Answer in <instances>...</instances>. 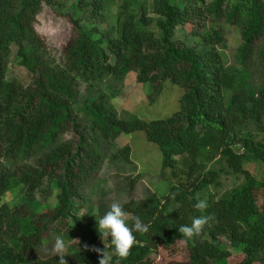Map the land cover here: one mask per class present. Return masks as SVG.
<instances>
[{
  "label": "trees",
  "instance_id": "16d2710c",
  "mask_svg": "<svg viewBox=\"0 0 264 264\" xmlns=\"http://www.w3.org/2000/svg\"><path fill=\"white\" fill-rule=\"evenodd\" d=\"M60 1L0 0V264H59L57 254L37 256L59 221H70L72 231L88 232L82 243L92 247L63 253L67 264H99L101 255L95 251L102 239L99 218H80L74 211L87 204L85 189L107 158L131 161L130 145L113 154L112 150L119 140L136 134L159 147L161 174L185 155L193 165L164 201L153 193L121 204L131 216L129 227L139 217L149 230L133 233L134 246L123 260L112 252L108 238L112 264H147L163 241L188 246L187 261L174 264H215L234 253L222 239L226 236L243 246L244 258L237 264H264V212L258 204L264 177L257 179L245 167L248 162L264 163V142L248 130L254 124L264 132V0H152L156 21L145 4L125 0L117 35L108 47L68 14L74 35L61 46L63 65L55 67L36 23L44 6ZM76 6L90 8L98 18L107 3L78 0ZM221 21L241 29L240 68L227 66L222 58L218 44L224 35L217 29L208 31L209 22ZM179 27L189 29L196 43L174 44ZM13 46L20 64L32 75L29 85L7 77ZM131 72L137 73L140 83H150L152 103L167 81L179 85V110L148 121L118 111L106 94L93 93L96 82L109 77L121 81ZM81 83L89 91L82 102ZM218 156L245 181L219 199L210 198L205 209H197L198 193L219 182L222 169H208ZM46 181L56 182V194ZM20 186L25 187L22 202H1ZM37 192L54 196L56 206L39 212ZM200 216L210 217L209 224L192 239L182 238L180 226Z\"/></svg>",
  "mask_w": 264,
  "mask_h": 264
},
{
  "label": "rangeland",
  "instance_id": "374dc122",
  "mask_svg": "<svg viewBox=\"0 0 264 264\" xmlns=\"http://www.w3.org/2000/svg\"><path fill=\"white\" fill-rule=\"evenodd\" d=\"M107 8L105 14L95 17L90 8L82 10L76 6L78 0H61L52 6H44L37 18L36 29L44 39L47 46V55L53 61L55 67H61L63 60L61 57V46L64 45L74 35L72 24L66 15L70 14L78 19L87 32L95 39L108 47L109 40L116 37L118 30V18L120 7L125 0H105ZM137 6L145 4L148 14L156 21L157 15L153 12L152 0H134ZM104 19L101 20V18ZM156 28V23L152 25ZM208 31L217 29L224 35V39L218 44V49L227 66L241 67L237 61V51L241 47L242 37L239 26L226 22H209ZM160 33V32H159ZM198 39L191 35L189 29L179 27L172 42L176 45H193ZM116 57L111 58L115 62ZM31 73L20 64L17 57V46H13L9 57L7 77L10 80L17 79L24 85H29ZM261 76H256V82L260 83ZM79 100L82 102L88 97L89 91L85 83L78 87ZM94 94L104 93L110 98L112 105L120 112L128 111L134 115L152 121L159 118H167L180 108V98L182 88L171 81H167L165 89L160 98L154 103L150 102L149 96L152 94L150 83H140L137 80V73L131 72L121 81L111 77L103 82H96L93 90ZM248 130L254 133L257 140L264 142V132L257 129L256 125L250 124ZM132 148L131 161L117 159L113 162L110 157L105 160L100 172L90 182L85 189L87 204L76 206L75 214L80 218L89 215L103 216L113 203L123 204L131 199L141 200L156 193L164 201L165 196L170 192L173 185H178L185 181L191 166L192 158L189 155L179 157L177 163L162 172V155L159 147L149 142L145 136L132 135L124 137L117 142L112 154L126 145ZM239 151V147H235ZM111 154V155H112ZM245 167L259 180L264 177V163L261 161L248 162ZM208 169H222L217 185H211L207 190L198 193V200L207 202L211 199H219L228 194L234 188L244 183L242 174H237L231 170L227 163L218 156L213 162L208 163ZM134 180V187L131 189V181ZM46 187H52L56 194V182L46 181ZM25 187L20 186L8 191L1 199L4 203H20L24 199ZM36 205L39 212H45L56 206L57 200L47 197L45 193L37 192ZM258 204L264 212V187L258 190ZM131 216H127L130 219ZM70 221H59L50 230L45 243L41 246L37 256L39 258L49 257L56 254L54 251L57 236L63 238L65 250L63 253L74 251L79 248L91 250V246L84 247L83 236H89L88 232L72 231L69 227ZM225 244L235 249L228 260H221L215 264H237L244 258L243 246L230 239L229 236L222 238ZM98 249L108 252V238L97 242ZM189 256V249L185 242L168 243L163 241L158 248L152 252L147 264H174L184 263ZM254 264H262L257 261Z\"/></svg>",
  "mask_w": 264,
  "mask_h": 264
},
{
  "label": "clouds",
  "instance_id": "9594fccd",
  "mask_svg": "<svg viewBox=\"0 0 264 264\" xmlns=\"http://www.w3.org/2000/svg\"><path fill=\"white\" fill-rule=\"evenodd\" d=\"M197 209H205L207 204L199 201L195 204ZM127 212L123 209L120 203H113L103 216L97 220V228L101 235L102 240L110 238V243L113 246L112 252L116 257L123 260L126 259L131 249L134 246L136 237L134 232L146 233L149 228L145 225L139 217L134 220V226L129 227L127 222ZM210 217L200 216L193 218L190 225H182L178 229L182 238L192 239L194 236L199 235L204 227L209 224ZM65 242L62 237L57 236L54 245L55 253L60 257L59 264H67L63 256L65 250ZM101 255L99 264H112L111 257L106 250L95 249ZM119 264V261H117Z\"/></svg>",
  "mask_w": 264,
  "mask_h": 264
}]
</instances>
